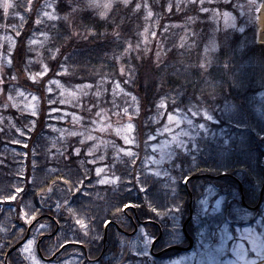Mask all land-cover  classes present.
Wrapping results in <instances>:
<instances>
[{"label":"trees","instance_id":"trees-1","mask_svg":"<svg viewBox=\"0 0 264 264\" xmlns=\"http://www.w3.org/2000/svg\"><path fill=\"white\" fill-rule=\"evenodd\" d=\"M47 1L54 4L61 19L52 22L41 19ZM86 4L87 0H18L7 15L0 6V33L10 32L15 38L10 63L3 67L2 92L6 94L13 85L37 94L41 101L36 118L21 114L12 106L3 109L10 115L0 130V261L4 264L8 251L22 241L29 226L41 216L45 217L32 229L30 239L37 243L43 237L40 247L46 258L52 257L66 242L84 246L90 259L99 258L104 225L110 221L106 252L98 264H158L156 259L150 263L145 255V239L140 229L157 239L156 223L162 227L155 251L187 244L182 229L189 216L186 179H190L194 213L207 189L212 187L224 197V208L231 213L227 223L235 224L234 209L244 206L242 196L248 206H256L260 199L264 184V44L258 41L259 25L255 17L242 16L233 2L224 0L202 5L186 3L179 5V9L170 0H150L157 29L153 46L146 48L141 34L149 20L145 18V8L134 10L136 0L127 9L122 5L113 9L106 20ZM72 7L77 11L71 12ZM202 7L209 11H201ZM216 11L235 13L242 29L217 31L218 48L208 61L205 48L214 37ZM41 30L45 39L32 43L35 33ZM89 32L95 35H88ZM129 44L132 48L125 51ZM200 64H205V68ZM45 68L48 69L45 76L34 81L31 76ZM53 80L66 87L119 83L136 98L138 110L133 123L137 156H123L117 161L108 156L106 162L121 177V183L100 185L94 164L86 163L84 150L77 155L73 146L57 148L51 144L46 136V87ZM161 104L165 107H160ZM162 110L163 118L177 112L208 113L213 117L209 121L211 127L223 131V136L214 138L201 134L195 150L176 157L172 176L167 179L149 173L143 163L150 136L161 123L157 121ZM7 144L21 149L6 150L2 145ZM223 174L230 176L213 178ZM77 176L83 183L77 182L73 187L72 181ZM65 179L68 184L63 183ZM18 188L23 191L17 193ZM49 188L55 190V195L48 192ZM68 188H72L71 193ZM141 188L145 191H140ZM9 194L16 195V199L8 200ZM65 196L86 210V222L91 221L92 229L88 236L63 209L56 208ZM124 204L135 207L126 213L119 211ZM22 210L35 215L30 224L22 218ZM125 217L126 236L114 227L115 224L121 227ZM175 217L180 218V224ZM137 219L147 223L141 227ZM57 224L58 233L47 237L55 232ZM136 225L138 232L130 235ZM187 231L197 238L194 219ZM64 255L77 257V264H91L79 247H68L56 261ZM17 257L20 250L9 255L8 264ZM23 264H29L28 260Z\"/></svg>","mask_w":264,"mask_h":264},{"label":"rangeland","instance_id":"rangeland-1","mask_svg":"<svg viewBox=\"0 0 264 264\" xmlns=\"http://www.w3.org/2000/svg\"><path fill=\"white\" fill-rule=\"evenodd\" d=\"M17 1L18 0H9V2L14 6ZM131 1L133 0H130V2ZM136 1L137 3H140L142 7L144 4H147L148 7L145 8L146 12H152L149 4L150 0ZM207 1L209 0H204V3ZM224 1L233 2L235 7H237V5H244L243 9H240L239 7H237V9L240 14L241 11L245 13L242 16L248 15L249 18L255 17L259 25L258 41L264 43L260 40L261 30L263 27L262 10L264 7L261 5H264V2L260 4L259 0H254V3H250V0ZM3 2L4 0H0L1 7ZM101 2H104V0H101ZM170 2H175L178 5L198 2L202 5L200 0H170ZM258 6L260 7L259 12L256 11ZM11 9H9V11ZM95 11L99 13L101 10ZM46 12L57 15L55 6L51 1H47L44 4L41 10V19L46 22L55 21L49 20L44 15ZM225 12L228 11H216L213 15L215 23L214 37L205 48V59L208 61L218 48L215 38L217 31L232 28L226 27L225 17L223 16V13ZM216 13H219L220 15H216ZM228 13L235 17L236 27L233 29L241 30L242 28H240L239 19L236 14L231 12ZM148 20V33L146 34L147 43H144V45L146 48H151L155 42V37L152 36V33H156L157 24L153 15ZM228 23H231V21H228ZM45 37L46 34L42 30L38 31L34 35V41H36V43H40L43 39H45ZM14 44L15 38L10 32L3 34L0 33V81H2L3 67L5 65H9L10 53L13 51ZM43 73L44 71L38 72L33 74L31 77L34 81H40L45 76ZM115 85L116 83H102L97 86L92 85L91 88H84L81 91L80 86L82 85L66 87L59 80H53L48 82L46 87L48 94V111L46 114V128L48 132L46 133V136L49 137L51 144L57 148L60 146H73L75 148V154L76 149H79L80 152L81 150H84V157L87 159L86 163H90L89 161H92L91 163L94 164L95 176L98 182L105 176L112 177L113 175L111 166L106 164L108 156H111L112 158L114 157L116 161L122 159L123 156H137L138 144L136 141L133 115L137 112L138 105L136 100L132 99L133 96L127 93L124 87L120 84V90H116V94L113 95ZM1 87L0 96H7H2L0 98V130L3 129L5 121L10 119V115L5 113L3 110L6 107L12 106L21 114L31 115L35 118L39 117L41 101L37 94L13 85L10 86V90L5 94L2 92L3 88ZM97 91L101 92V96L99 98L95 95ZM20 92H23L24 95H19ZM61 93H63V95ZM70 93H76V95L73 96L70 95ZM125 93H127V95H125ZM91 95H94L93 98H90ZM10 96L12 97L11 100H9ZM33 97H36V99L34 100ZM113 101H115L114 104L112 103ZM125 108L128 109L127 114L124 112ZM33 112H35V115L32 114ZM97 112H100L101 114L97 116ZM164 112L165 111L162 110L160 113L161 116L157 122L161 123L156 128L155 134L150 136L149 144H147L145 148L143 163L145 169L149 173L154 174L157 177L167 179L172 176V163L176 157L178 155H182L183 153L188 154L190 151L195 150L196 139L201 134L214 138L216 136H223V131L211 127L209 121L204 119V115H200L199 113H196V115H193V113L182 112L170 114L180 120V125L177 126L174 123L170 124L168 121L169 115L166 118H163ZM74 117L76 119H74ZM129 117H131V119ZM188 120L192 121L191 126L188 125ZM129 124L133 126L131 131L127 129ZM199 124H204L205 128L201 130L198 127ZM166 128H170L171 130L166 131ZM72 133H76V135H72ZM180 133H187L188 135H180ZM89 136L93 137V139H88ZM174 136L183 141L185 145L184 148H177L176 144L173 142ZM125 137H128L131 140V143H126ZM2 147H7L6 150L12 151H19V149H21L20 147H13L11 144H7V146L2 145ZM153 149H155V151H153ZM89 152L92 154L89 155ZM126 152H131L132 155H125ZM97 168L105 169L99 177L96 175ZM213 193H215V195H213ZM221 197L222 196H219L216 193L214 188L210 187L207 189L206 195L202 200L207 199L209 204H211L215 199ZM222 198L224 200V197ZM201 201L198 203L197 213H194L193 217L197 225V238L195 239L194 249L188 253L177 254L166 259L158 260V264H252L253 261L255 264H264V257L256 256L255 253L252 252L248 253L246 260H238L236 256L232 255L228 250L231 248L233 242L225 241L224 243L227 245V247H225L221 244L219 236H217L214 240H211L206 233L201 235V232H204L202 223L198 226V222L203 217V205L201 204ZM234 210L237 215V219H234L236 221L235 224L228 223V230L233 234V236H235L237 234V228L244 229L251 227L255 236H260L258 244L264 246V201L262 209L258 213L245 210L243 207H237ZM175 219L177 223L180 224V218L175 217ZM251 220L253 223H251ZM140 233L145 239L144 253H147L146 256L151 258L149 251L152 243H146V240H153V238L147 236L142 228L140 229ZM29 241L32 242L31 254L34 255L35 260L38 261L39 264H48L40 260L38 257L36 253V241L34 239H30ZM29 241L22 248L28 245ZM246 246L248 245L246 244ZM28 262L29 264H33L31 260H28ZM77 263V257L70 260V264ZM54 264L60 263L58 262Z\"/></svg>","mask_w":264,"mask_h":264},{"label":"snow or ice","instance_id":"snow-or-ice-1","mask_svg":"<svg viewBox=\"0 0 264 264\" xmlns=\"http://www.w3.org/2000/svg\"><path fill=\"white\" fill-rule=\"evenodd\" d=\"M209 2H211V0H209ZM201 4H204V0H200ZM250 3H254V0H250ZM130 4V0H104V2H101V0H87V4L86 7L88 9H93V10H101L99 11V16L102 20H106L109 16V13L113 11V9H117L119 8L121 5L123 6V8L127 9L129 7ZM264 6V5H261ZM3 11L5 13V15L8 14L9 9L13 8L14 5L12 3L9 2V0H4L3 2ZM142 5L140 3H137L135 5V11H139L141 9ZM144 8H147L148 5L144 4L143 5ZM237 7H239L240 9H243L244 5H237ZM177 9H179V5H177ZM169 10H171V5H169ZM260 7L258 6L256 8V11L259 12ZM77 9L75 7L71 8V12H76ZM201 11L203 12H208L209 9L207 7H202ZM245 13L243 11H241V15H244ZM44 15L49 19V20H58L61 19V17L54 15V14H49V13H44ZM153 13L151 11L147 12V16L145 17L146 19H150L152 17ZM216 15H220L219 13H216ZM223 16L225 17V23H226V27H232L235 28L236 24H235V17L231 16L230 13L225 12L223 13ZM65 20L68 19V16L64 17ZM228 21H231V23H228ZM41 21L38 19L36 21L37 24H39ZM167 31V29H165ZM148 33V28L144 29V33H142L141 35H144L145 39H144V43H147V34ZM19 34V33H18ZM75 34V33H74ZM88 35H95L94 32H89ZM118 35V34H117ZM156 33L153 32L152 36L155 37ZM85 39H87V36H85ZM32 43H36V41H32ZM181 47H183V44H181ZM132 48V45L129 44L128 49H126L125 51H128ZM57 51H59V49H57ZM157 55H159V53H157ZM53 58H55L53 56ZM10 63V61H9ZM200 67L203 69L205 68V64H200ZM47 68H45L44 73H47ZM121 74L124 73V69L121 68ZM3 81H0V83H2ZM128 81H125V83H127ZM92 85L90 84H85L80 86V90L82 91V89L84 88H91ZM116 90H120V85L119 83H116L115 85V89L113 91V95L116 94ZM122 91V90H121ZM63 95V93H61ZM86 94V93H85ZM19 95L23 96L24 93L20 92ZM70 95L75 96L76 93H70ZM96 97L99 98L101 96V92L97 91L95 93ZM125 95H127V93H125ZM12 97H9V100H11ZM33 99L35 100L36 97H33ZM133 100H135V97H132ZM113 104L115 103V101L112 102ZM160 107H165L163 104L160 105ZM124 112L127 114L128 109L125 108ZM33 115H35V112L32 113ZM101 113L97 112L96 115L99 116ZM193 115H196L195 112H193ZM239 115V114H238ZM131 119V117H129ZM74 119H76L74 117ZM204 119L208 120V121H212L213 117L211 115H209L208 113H204ZM168 121L171 123L176 124L177 126L180 125V120L177 119L176 117H174L173 115H169L168 116ZM188 125L191 126L192 125V121L188 120L187 121ZM132 125L129 124L127 126V129L129 131L132 130ZM198 127L203 130L205 128L204 124H199ZM166 131L171 130L170 128H166ZM72 135H76V133H72ZM180 135H188L187 133H180ZM88 139H93V137L89 136ZM83 142V141H82ZM125 142L126 143H131V140L128 137H125ZM173 142L176 144L177 148H184L185 145L183 143L182 140H179L176 136L173 137ZM153 151H155V149H153ZM80 150L76 149V154L79 155ZM92 153L89 152V155H91ZM125 155L131 156L132 153L131 152H126ZM90 163L92 161H89ZM105 169L103 168H97L96 169V175L97 177H99L101 175L102 172H104ZM137 180H139V178H137ZM77 182L83 183V181L81 180V178L79 176H77L73 181V187L75 186V184ZM121 177L118 175H115L113 173L112 177H107L105 176L103 179H101L99 181V183L101 184H112V185H117L119 183H121ZM186 182V181H185ZM64 184H68L69 180L65 179L63 181ZM23 191V189L18 188L17 189V193ZM67 191L69 193H71L72 188H68ZM76 191L79 192L80 189L76 188ZM140 191H145L144 188H141ZM48 192L55 195V190L53 188H49ZM213 195H215V193H213ZM8 200H15L16 199V195L13 194H9L6 197ZM201 204L203 205V209H202V213H203V217L202 219L198 222V226L200 223H202L203 227H204V232H201V235H204L205 233L208 235V237L211 240H214L217 236L220 237V241L221 244L224 245L225 247H227V245L224 243L225 241L228 242H233L231 248H229L228 250L231 252L232 255L236 256V258L238 260H246L247 255L249 252L255 253L256 256L259 257H264V246H261L260 244H258V241L260 240V236H255V233L253 232V229L251 227H247L244 229H240L237 228L236 229V235L233 236V234L228 230V223L227 218L231 215V213L227 210L223 208L224 205V200L223 198H217L214 200V202H212L211 204H209V201L207 199L202 200ZM76 205V201L74 200H69L67 196H65L62 200V202H58L56 204V208L58 210L63 209L67 215L68 218L73 220L75 225L79 226V229L83 231L84 236H88L89 232L92 231L90 224L91 221L88 220V222H86V210L83 207H79V206H75ZM132 207H135V205L133 204H124L123 208L120 209L118 208L119 211H127V209H130ZM32 209H29V212H32ZM152 211H156V209H152ZM29 212H24L22 210V218L24 219L25 223H31L32 220L35 219V215H30ZM157 215H159V213H157ZM107 226V225H105ZM43 227V225L41 226ZM71 229V225L69 226ZM255 236V238H254ZM154 242V240L148 239L146 240V243H152ZM246 242V243H245ZM246 244L248 246H246ZM31 245L32 242L29 241L28 245H26L24 248H22L20 250V257H17L12 264H23L24 260H31L33 262V264H39L38 261L35 260L34 255L31 254ZM27 253V254H26ZM145 255H147V253H145ZM22 257V258H21ZM0 264H4V261H0ZM252 264H255V262L253 261Z\"/></svg>","mask_w":264,"mask_h":264},{"label":"water","instance_id":"water-1","mask_svg":"<svg viewBox=\"0 0 264 264\" xmlns=\"http://www.w3.org/2000/svg\"><path fill=\"white\" fill-rule=\"evenodd\" d=\"M224 176H229V175L223 174V175H220V176H215V177H213V178H215V179H220V178H222V177H224ZM194 178H196V177H192L191 179H194ZM189 180H190V179H187L186 182H185L186 190L188 191V193H189V195H190V200H189V217H188V219L185 221V223H184V225H183V231H184L185 237H186V239H187V241H188V246H187V247L174 246V247L167 248V249H165L164 251H162V252H160V253H155V252H154V247H155V244H156L157 240H159V239L161 238V233H160V236L158 237L157 240H155V241L153 242V244H152V246H151V249H150V253H151V255L154 256V257H159V256H161V255H163V254H165V253H167V252H170V251H177V252H190V251H192V249H193V247H194V243H195V241H194V239H193L191 236H189V234L187 233V226H188V224L191 222V220L193 219V214H194V212H193V196H192V194H191V191H190V188H189V185H188ZM239 185H240L241 192H243V189H242V186H241L240 183H239ZM263 196H264V185H263L262 190H261V194H260V202H259V204H258L256 207H254V208H251V207H248V208H249V209H252V210H257L258 207L260 206L261 202H262ZM242 202L245 203L244 197H242ZM44 217H45V216H41V217H39V219L35 220V221L30 225V227L28 228V231H27V234H26L25 238H24L20 243H18L15 247H13V248L8 252L7 256H9L11 253H13V252L16 251L18 248H20V247H21V246H22V245L28 240L32 228L37 224V222H38L39 220H41V219L44 218ZM49 218H50V219H53L52 216H49ZM138 222H139L142 226L146 224V222H143V221H141V220H139V219H138ZM110 224H111V222H108V223L106 224L107 226L105 227V228H106V232H105L104 239H103L104 244H106V241H107V228H108V226H109ZM58 229H59V226L57 225V229H56V231H55L52 235H49V236H50V237H53V236L58 232ZM137 231H138V227H136L134 233H136ZM134 233H133V234H134ZM41 241H42V240H39L38 243H37V246H36L37 253H38L39 257H40L43 261H52V260H54L55 257L57 256V254L54 255V256H53L52 258H50V259H46V258L42 255L41 248H40ZM83 249H84V251H85V256H86V258H87V252H86V249H85V248H83ZM5 264H8V262H7V258L5 259Z\"/></svg>","mask_w":264,"mask_h":264},{"label":"flooded vegetation","instance_id":"flooded-vegetation-1","mask_svg":"<svg viewBox=\"0 0 264 264\" xmlns=\"http://www.w3.org/2000/svg\"><path fill=\"white\" fill-rule=\"evenodd\" d=\"M125 212V211H124ZM126 213V212H125ZM114 227H115V229H116V231L118 232V233H121V234H124L125 236H126V217H125V219H124V223H123V225L120 227H117L116 226V224L114 225ZM105 229V228H104ZM104 234H105V230H104ZM104 236V235H103ZM68 244H72V245H75L76 243H72V242H66L64 245H62L61 246V248L63 247V246H66V247H64L63 248V250H62V252L65 250V249H67L68 247H70ZM125 244H126V240H125ZM81 249V248H80ZM105 249V251H106V247L104 246V244H103V249H102V252H103V250ZM156 252H160V251H156ZM105 253V252H104ZM102 254V253H101ZM101 256V255H100ZM73 256H63V258L60 260V264H70V260H71V258H72ZM164 257V256H163ZM162 256L160 257V258H158V260H160V259H164ZM101 258H99V260H100ZM99 260H97V259H92V262H91V264H98V262H99ZM150 262H152L151 260H150Z\"/></svg>","mask_w":264,"mask_h":264},{"label":"bare ground","instance_id":"bare-ground-1","mask_svg":"<svg viewBox=\"0 0 264 264\" xmlns=\"http://www.w3.org/2000/svg\"><path fill=\"white\" fill-rule=\"evenodd\" d=\"M262 30H261V37H260V40L262 42H264V7H263V10H262Z\"/></svg>","mask_w":264,"mask_h":264}]
</instances>
